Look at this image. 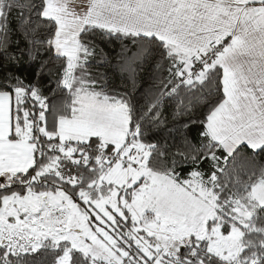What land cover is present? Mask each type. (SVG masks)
Listing matches in <instances>:
<instances>
[{
	"label": "rangeland",
	"instance_id": "rangeland-1",
	"mask_svg": "<svg viewBox=\"0 0 264 264\" xmlns=\"http://www.w3.org/2000/svg\"><path fill=\"white\" fill-rule=\"evenodd\" d=\"M114 2L121 6L110 12L109 18L136 15L135 5L137 3L145 5L143 0ZM200 2L202 3L201 0ZM186 3L184 0L150 1L151 5L158 7L157 12L171 15L167 16L170 21L183 24L177 26L175 24L173 26L175 31L168 34L169 37H181L176 41V51L182 54L179 58L182 59L189 51L198 53L200 57L205 56L203 54L211 43L207 41L209 39L214 40L215 44L227 40L224 47L229 50L233 46V41L228 40L239 30L235 29L234 25H215L214 17L202 15L198 6L190 5L188 9ZM124 4H128L129 7H123ZM85 12L83 10V14L77 15L71 10L69 3H58V0L46 1L44 14L56 20V33L59 34L62 50L71 57L72 67L68 69L71 75L63 79V84L67 87H71L75 69L80 63V59L79 62L76 59L77 44L80 42V32L85 27L82 24ZM97 15L99 16V13ZM65 36L73 41L68 47L63 46ZM221 36L226 38L219 39ZM220 55L222 56V53H216L214 56L215 64L218 63ZM229 69H232V64ZM205 70L201 71L205 73ZM224 87L229 99L237 95L238 101L264 97V88L260 87L259 90L252 83H246V73L240 79L233 77L232 71L227 70ZM82 96L83 93L78 91L77 113L59 120V131L56 134L60 141L59 146L68 145L69 147L65 146L62 150L71 152L76 146L74 142H86L92 136L100 137L103 143H110L107 142L110 139L118 143L114 154L121 153L120 157L123 160L111 163L101 161L108 168L99 183H113L116 187L107 196L95 201H92L88 194H82L85 207L80 206L64 190L29 191L23 196L17 193L10 194L4 198L0 209V234L11 240L15 249L33 250L34 246L41 245L44 237L50 236L56 241H70L72 247L91 254L96 264L110 262L122 264L128 257L129 250L119 246V235L114 233L112 223L115 215L124 216V210L128 209L134 215L138 228L155 236L156 244L141 240L142 245L150 249L147 252L148 258L156 255L157 248L165 253L169 249L185 246L191 236L206 238L211 248L220 256L227 259L235 258L243 249L244 234L251 227L250 220L255 213L253 206L250 207L240 198H235L232 214L219 204L218 194L211 179L209 183H205L196 172L185 181L178 182L172 174L150 169L146 163L150 148L138 141L135 142L133 133H136V130L128 132V121L125 119L121 126L119 120L94 119L98 108L91 102L85 103ZM224 104L210 119L212 136L221 140L227 138L238 141L241 134L234 133L236 135L232 136L229 117L232 112L231 106L227 101ZM30 127L28 124V130ZM257 137L259 141L264 139V126ZM0 139L3 140V136ZM123 139L125 140L119 143ZM102 150L105 152L106 149ZM100 159L102 160V153ZM251 198L257 204L264 203V177L252 187ZM144 263L148 264V260L144 259ZM56 264H72L70 251L67 250Z\"/></svg>",
	"mask_w": 264,
	"mask_h": 264
},
{
	"label": "trees",
	"instance_id": "trees-1",
	"mask_svg": "<svg viewBox=\"0 0 264 264\" xmlns=\"http://www.w3.org/2000/svg\"><path fill=\"white\" fill-rule=\"evenodd\" d=\"M46 1L28 0L32 11L28 12L27 9H24L23 17L29 18L32 25H41V32L51 34L56 32V20L51 17L41 20L37 15L41 4L45 10ZM20 2L21 0H0V31L6 30L12 33L9 51L15 49V41L19 39L21 41L20 48L26 52L28 46L18 28L22 20ZM79 37L80 42L84 45L95 48V55L88 60L87 72L80 67L84 62L83 57H80L71 87L63 86V80L60 79V73L67 63V60L62 56L48 57L51 61L48 67L53 68V71L41 70L42 75L48 76L47 80L33 77L32 69L27 67V56H20L17 53V63H10L6 59L0 62V92H7L12 96L10 138L28 140L35 144L34 162L30 167L0 176V209L3 206L4 198L10 194L17 193L23 196L29 191L58 190H64L80 206L85 207L82 194H88L91 200L95 201L107 196L116 187L113 183L99 184L103 173L108 168L102 164L100 159L102 148L109 152L115 150V145L103 143L100 137L92 136L86 142H74L76 146L73 151L67 152L62 149L69 146L60 145V147V141L56 136L59 131V120L77 113L78 91L82 88L91 91L93 81L96 82L97 90L104 86L101 74L106 71L107 66L101 63L102 54L107 52L109 55H113L110 51L113 45L110 43L101 44V34L94 27L85 25ZM17 67H20V71H17ZM204 75L208 87L211 88L209 98L214 102L219 101L216 109L226 97L222 91L224 89L223 68L218 63L213 64L205 70ZM145 78L151 80V76L147 73ZM117 85L118 82L112 81L109 82L108 87ZM127 87L132 88L130 84ZM199 111L207 113L208 108L201 107L198 109ZM139 123L137 113L134 111L128 132L136 130L135 142L138 141L150 148L146 160L150 169L172 174L178 182L185 181L192 173L197 172L205 183H209L211 179L209 172L213 167V161L201 163L202 157L210 153L206 147H202V145L208 144V140L201 137L198 127H193L182 133H169L167 131L157 132L148 121H145L137 129L136 125ZM28 124L31 126L29 130ZM239 152L251 157L255 162L254 166L245 173H233L227 180L218 175L219 183H212L218 194L219 204H222L221 206L232 214H234L233 199L240 198L239 194L234 193H237V190L242 193L245 185L253 187L264 177V152H250L248 148H241ZM216 155L219 156L222 153L217 152ZM222 184H226L223 192L220 191ZM251 191L252 188L249 193L250 197ZM229 200L232 203H228ZM244 202L249 204L248 201ZM257 205V203L251 204L255 210L250 220L251 227L244 234L243 249L232 259L220 256L211 248L208 239L196 236H191L185 246L169 249L165 253L157 248L156 255L148 258L147 252L150 249L144 247L141 240L156 244L155 236L138 228L134 215L130 210L125 209L124 216L115 215L112 223L114 233L120 237V239L118 237L119 246L129 250L128 257L122 264H146L144 259L148 260V264L151 262L152 264H264V211L258 212ZM38 249L35 252L15 249V253L11 257V264H56L67 250L70 251L72 264H96L91 254L72 247L68 240L56 241L47 236L42 239ZM110 264L118 263L110 262Z\"/></svg>",
	"mask_w": 264,
	"mask_h": 264
},
{
	"label": "snow or ice",
	"instance_id": "snow-or-ice-1",
	"mask_svg": "<svg viewBox=\"0 0 264 264\" xmlns=\"http://www.w3.org/2000/svg\"><path fill=\"white\" fill-rule=\"evenodd\" d=\"M120 6L114 0L109 2L101 0L100 5L102 10L109 12H114ZM19 7L22 10V20L18 28L28 50L25 52L20 48L21 41L17 39L15 49L9 51L12 33L0 31V62L6 59L10 63H17V53L20 56H27V67L32 69L33 77L47 80L48 76L42 75L41 70L53 71V68L48 67L51 63L48 57L62 56L69 63L64 65L60 79L71 75L68 71L72 67L71 57L62 50L59 34L41 32V25H32L29 18L23 17L24 9L32 11L28 0H21ZM123 7L128 8L129 5L124 4ZM143 7L145 6L139 3L135 5L137 9ZM37 15L41 20L49 19L44 14L43 4L39 7ZM175 24L176 21L168 20L145 23L140 15H119L103 22L86 25L100 32L101 44L113 45L110 49L113 55L107 52L102 54L101 63L107 66L106 71L101 74L104 86L97 90L96 82L93 81L91 91L80 89L83 93L82 100L85 103L91 102L98 108L94 119L119 120L121 126L125 119L131 126L132 113L135 111L140 122L136 125L137 129L145 121H148L157 132L182 133L198 127L201 137L208 140V144L202 147H206L210 153L202 157L201 163L213 161L209 176L212 183L216 184L219 183L218 175L227 180L233 173H245L254 166L255 162L251 157L240 154L239 149L248 148L250 152H264V145L253 147L246 140L232 141L227 138L221 140L207 131L208 121L212 118L219 101L214 102L209 98L211 88L208 87L206 76L203 71L195 70L207 68V62L197 59L195 63L190 64L187 59L179 58L182 54L176 51V41L181 37L168 35ZM63 39L64 47L73 43L66 36ZM94 55V47L78 42L76 59L79 62L80 57H83L84 62L80 67L85 72L88 71L86 66L89 58ZM17 71H20V67H17ZM146 73L151 76V80L145 78ZM112 81L118 82V85L109 88L108 84ZM129 84L132 86L131 89L127 87ZM222 91L226 93L227 90ZM201 107L208 108V112H198ZM217 152L222 155L217 156ZM225 186L226 184L220 186L221 192ZM251 188L252 185H245L242 193L239 190L234 193L240 195L242 202L248 201L249 206L257 203L249 195ZM228 203L232 201L229 200ZM257 211H264V203H258ZM38 250V247H33L34 252ZM14 253L13 242L0 234V264H11Z\"/></svg>",
	"mask_w": 264,
	"mask_h": 264
},
{
	"label": "crops",
	"instance_id": "crops-1",
	"mask_svg": "<svg viewBox=\"0 0 264 264\" xmlns=\"http://www.w3.org/2000/svg\"><path fill=\"white\" fill-rule=\"evenodd\" d=\"M150 1L154 2V0H143L145 7L136 9V15H140L145 23L155 20L170 21L167 16L171 15L157 12L158 7L151 5ZM184 1L187 2L186 4L188 5L185 4V6L188 9L190 5L198 6L202 15L209 18L214 17L215 25H234L235 29L239 30L235 36L233 35L228 40L229 42L233 41V46L225 52L224 44L227 40H224L225 43L223 41L217 44L214 43V40H207L211 43L203 55H207L214 47L223 46L222 56L220 55L217 61L223 68V86L227 70H229L232 71L233 77L240 79L246 73V83H252L259 90L260 87L264 88V0H201L203 4L200 0ZM105 2L109 1L105 0ZM58 3H69V7L77 15L83 14V10H85L86 15L82 16V24L84 26L103 22L109 18L110 12L102 10L100 7L101 0H58ZM201 5L204 6L201 7ZM205 8L208 9L206 10ZM97 13H99V16ZM177 25L183 24L176 23ZM172 31H175L174 27ZM225 38L226 36H221L219 39ZM247 42L249 43L247 44ZM195 56H198V53L189 51L186 52L182 59H187L191 64ZM231 64L232 69L230 70ZM225 94V99L214 112L221 105H225L224 103L227 101L232 109L229 114V117H231L232 136L236 135L234 133L241 134L239 140H246L253 147L263 145L264 139L259 141L257 136L260 135V130L262 131V126H264V97L238 101V95L229 99L227 93ZM11 112V94L0 92V137L3 136L4 138L3 140L0 139V175L3 176L19 170H25L34 162L35 144L28 140L10 138L12 132ZM209 124L210 120L208 121L207 131L212 135ZM107 142L115 146L118 144L111 139Z\"/></svg>",
	"mask_w": 264,
	"mask_h": 264
},
{
	"label": "built area",
	"instance_id": "built-area-1",
	"mask_svg": "<svg viewBox=\"0 0 264 264\" xmlns=\"http://www.w3.org/2000/svg\"><path fill=\"white\" fill-rule=\"evenodd\" d=\"M223 51V46H217L210 54L208 55H205L203 57H200V56H197L193 59V63H195V61L197 59H201L202 61H206L207 62V68L214 63V56L216 55V53H222ZM205 68V69H207ZM196 71H201V69L197 68L195 69ZM116 152V149L113 150V151H105V152H102V161L104 163H111L112 161H121L123 160V158L120 157V154H114Z\"/></svg>",
	"mask_w": 264,
	"mask_h": 264
}]
</instances>
